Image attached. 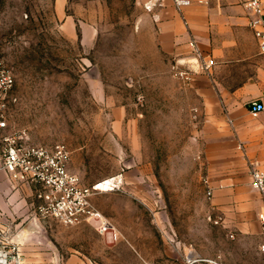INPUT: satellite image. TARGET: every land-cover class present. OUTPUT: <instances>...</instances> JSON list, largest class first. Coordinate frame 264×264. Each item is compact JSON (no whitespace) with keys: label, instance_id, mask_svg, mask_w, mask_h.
Wrapping results in <instances>:
<instances>
[{"label":"rangeland","instance_id":"obj_1","mask_svg":"<svg viewBox=\"0 0 264 264\" xmlns=\"http://www.w3.org/2000/svg\"><path fill=\"white\" fill-rule=\"evenodd\" d=\"M147 1L0 0V68L14 77L9 132L24 131L31 145H64L85 187L123 177L120 190L90 197L119 229L117 242L94 221L35 219L28 186L0 192V227L22 264H264L260 229L249 219L241 235L229 202L257 197L243 184L246 158L222 130L207 150L192 86L204 73L194 58L198 71L179 76L187 67L146 34ZM166 2L173 6L161 0L155 9Z\"/></svg>","mask_w":264,"mask_h":264},{"label":"crops","instance_id":"obj_2","mask_svg":"<svg viewBox=\"0 0 264 264\" xmlns=\"http://www.w3.org/2000/svg\"><path fill=\"white\" fill-rule=\"evenodd\" d=\"M150 12L152 16L146 23V34L157 38L162 48L176 56L184 67L198 71L193 65L195 59L190 54L189 41H194L215 61L209 74L194 75L192 83L202 103L198 116L208 123L207 150H213L222 130L226 139H230L246 158L248 170L249 163L264 170V117L253 118L246 108L248 101L260 97L264 91V57L258 54L241 1L190 0L180 12L166 2L163 7ZM70 162L71 157L68 170L77 175L82 186L89 184L80 171L71 168ZM98 179L94 177L93 181ZM249 180L248 175L243 184H249ZM17 187L11 185L0 169V192L17 191ZM24 187L26 185L19 189ZM236 192L245 193L246 190L240 188ZM243 198L238 195L229 201L231 204L237 202V212H232L236 216V229L241 235L250 232V219L261 233L258 214L264 211L263 199L257 195L254 202L247 203ZM247 208L250 212L244 211Z\"/></svg>","mask_w":264,"mask_h":264},{"label":"built area","instance_id":"obj_3","mask_svg":"<svg viewBox=\"0 0 264 264\" xmlns=\"http://www.w3.org/2000/svg\"><path fill=\"white\" fill-rule=\"evenodd\" d=\"M161 0H148L145 9L152 11ZM248 16L258 54L264 57V0H240ZM190 0H173L178 12ZM190 53L198 62L199 70L209 74L215 65L212 57L204 54L194 41H189ZM191 67L178 72L184 80H190L194 72ZM14 86L11 71L0 68V169L13 186H29L36 200L35 219L56 222L64 226H75L81 222L94 221L99 235L112 241L122 240L116 225L101 215L90 203V197L98 192H113L121 189L123 177L118 174L102 180L91 188L82 186L77 175L68 170L70 152L64 145L51 148L27 143L24 131L10 133L8 113ZM249 115L253 118L264 117V91L256 99L246 103ZM249 188L264 201V170L257 164L249 163ZM207 196H212V188L207 184ZM261 234L264 236V211L258 214ZM5 231L0 227V264H22V255L15 243L7 241ZM264 255V241L259 245ZM207 264H219L212 259H204Z\"/></svg>","mask_w":264,"mask_h":264}]
</instances>
